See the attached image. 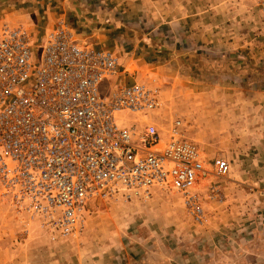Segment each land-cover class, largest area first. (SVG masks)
Returning <instances> with one entry per match:
<instances>
[{"label": "built area", "instance_id": "obj_1", "mask_svg": "<svg viewBox=\"0 0 264 264\" xmlns=\"http://www.w3.org/2000/svg\"><path fill=\"white\" fill-rule=\"evenodd\" d=\"M36 33L0 20V196L13 212L56 240L84 230L93 198L129 204L176 191L201 222L194 187L210 171L179 118L166 129L152 121L158 88L122 81L115 52L79 39L65 19L41 34L37 64ZM212 165L228 172L224 159Z\"/></svg>", "mask_w": 264, "mask_h": 264}, {"label": "rangeland", "instance_id": "obj_2", "mask_svg": "<svg viewBox=\"0 0 264 264\" xmlns=\"http://www.w3.org/2000/svg\"><path fill=\"white\" fill-rule=\"evenodd\" d=\"M152 1L158 4V0ZM230 1L234 4L236 1L239 2V0ZM243 2L246 5L244 8L241 7L242 12L250 8L244 17L249 31L248 36L254 34L262 38L258 40L257 45H253L254 42L248 44L247 48L228 45L225 49L221 46L220 48L215 46L213 49L185 46L184 52L191 51L192 55L178 59L175 55V51L178 50L177 45L180 42L185 43L188 40L187 37L177 40L172 36L174 31H170L168 27L156 28L154 24L158 19L150 21L151 16L143 14L135 20L129 19L130 1L15 0L16 7L27 11L32 10L34 17L38 18L35 24L24 23L34 26L37 32L31 48L32 61L37 64L39 63L37 43L40 40L41 31L43 34L61 19L69 22L81 20L80 23L85 24L89 17L87 15L93 16L91 12L94 10L95 13L100 12L98 18L102 20L101 32L108 31L109 34H113L120 27L131 28L136 32H141L143 29L145 32L149 30V34L138 42L137 47L123 49L121 44H115L114 46L120 48L110 50L115 52L120 66L121 57L125 52L133 53V61L138 65H143L140 63L143 62L142 57L153 61L152 64H146L143 75L131 74L132 81L125 80L126 83H145L158 88L161 105L153 113L152 121L166 129L174 118H179L185 136L197 144L204 165L210 173L200 178L194 187V191L200 196L203 208L201 222H195L190 218L181 195L176 191H156L150 199L137 200L129 204L102 200L95 202L81 233L56 240L50 239L34 222L16 215L10 204L0 196V264H88L93 260H101V257L97 256L98 252L102 253L103 249L117 246L120 242L128 244L131 238L132 242L137 244L158 242L163 248L165 257L171 258V253L168 251L175 250L181 262L188 251L196 248L197 242L206 240L205 231L210 227L213 231L212 240L217 244L215 236L219 234H215L214 228L221 224L229 222L248 226L264 224V186L252 184L253 177L264 178V170L252 167L253 157L248 150L244 149V151L241 146L235 145V137H229L233 142L230 146H226L225 139L220 137L221 130L225 131V128L221 127L223 122L220 119V114L226 107L220 104L222 98L228 97L229 102L230 99L241 97L242 91H255L264 86V59H260L259 70H248L246 67L251 65L257 68L259 59L257 53L264 50V0H256L254 4L246 0ZM231 6L235 12L236 7ZM155 7L153 5L151 9L157 13ZM161 10L164 15L167 12L172 14L171 10ZM48 12L55 14L49 25H47L46 17ZM158 12L161 14L160 10ZM165 18L170 19V17L160 18L157 23ZM76 36L92 45L95 43L96 36L82 37L77 34ZM139 38L140 36L137 37ZM235 48L238 50L236 55L241 58L244 57L243 54L245 56L250 54L254 58L252 57L250 62L246 58L236 60L234 57L223 56L225 54L223 51L231 52ZM242 50L249 53H239ZM144 53L147 55L144 56ZM194 54L196 60L191 59L194 58ZM218 58L223 59L222 68L216 63ZM189 60L194 61V64L177 65L180 62L189 63ZM133 61L131 60L132 64H135ZM231 61H236V65L239 63L243 65L235 67L230 65ZM130 69L135 72L136 66H131ZM122 77L123 73H120V79ZM108 83L104 81L101 84L102 94L109 90ZM238 123L232 121L228 122L229 126H226L234 133V127H237ZM220 156H224V160L227 159L229 165L228 172L224 175H217L213 171L212 162L215 157L223 158ZM231 182H238L240 185ZM91 227L94 230H91ZM240 235L232 234V240L229 239L227 242L232 252L235 244L232 242ZM250 235L251 233L246 231L241 236ZM220 237L221 241L222 239L225 241V235H219V240ZM69 238H76V241L73 242L75 239ZM220 243L217 245L219 246ZM51 244L54 245L50 247ZM189 248L191 249L188 250Z\"/></svg>", "mask_w": 264, "mask_h": 264}, {"label": "crops", "instance_id": "obj_3", "mask_svg": "<svg viewBox=\"0 0 264 264\" xmlns=\"http://www.w3.org/2000/svg\"><path fill=\"white\" fill-rule=\"evenodd\" d=\"M127 1L131 2L128 14L129 19L135 20L143 14L145 16H151V18H149L150 21H152V19H158L157 21H159L160 18L170 17L169 20L165 18L159 23L156 21L154 26L160 29L168 27L170 31H174L172 36L177 40H182L184 37H187L188 40L185 43L180 42L179 45H177L178 50L177 52L175 51V55L178 59L192 55L191 51L184 52L185 46H202V48L210 47L212 49L215 48V46L219 48L221 46L222 49H225L230 45L233 47L244 46L247 48L249 47L248 44H253L254 42L255 44L253 45H257L258 40H262L260 36L258 37L254 34L248 36L249 31L247 30L244 17L250 8L242 12L241 7L244 8L246 5L243 2L244 0H239V2L236 1L235 4L231 3L230 0H203L202 2L197 0H158V4L156 2L153 3L152 0ZM246 1L254 4L256 0ZM16 4L15 0H0V20L9 24L28 22L35 24L38 22V18L34 17L35 15H33L32 10L27 11L26 9L16 7ZM230 4L236 7L237 12L233 11L234 8ZM153 5L156 6L154 9H156L157 13L151 9ZM251 7L253 8V6ZM161 9L167 11L171 10L172 14L167 12L166 15H164ZM158 10H160L161 14ZM101 11L104 13L103 10ZM91 13H93L94 17H90L88 14L87 16L89 17L86 19L87 21L85 24H81V20H75L70 23L78 36H96L94 45L97 47L115 50V48L118 47L114 45L121 44L120 46H123L121 47L123 49L124 47L129 48L131 46L135 48L138 42L149 34V30L145 32L143 29L141 33L127 27H120L116 29L113 34H109L108 31L101 32L100 28L102 27H100V24L102 20L98 18L100 12L95 13L93 10ZM95 14L97 15L95 16ZM54 16V13H47V25H49L50 21H53ZM138 36H140L139 39H137ZM113 37H115L116 40L113 39ZM149 50L151 52L153 51L152 49ZM155 50H157V48H155ZM223 52H225L223 55L224 57H234L236 60L246 58V60L248 59V61L251 62L253 57L250 54L245 56L243 53L247 54L249 52L242 50V52L239 53L243 54L244 57L241 58V56L236 55V52H238L236 48L231 52ZM129 54L130 56H128ZM146 55L147 53L144 56ZM133 56V53L125 52L121 57L122 61L121 66L119 64V71L121 70L120 73H123V77L121 78L123 81H132L133 75L131 74L143 75L142 73H144L145 67H147L146 64H152L153 62L142 57L143 62L140 63H143V65H138V63L133 61ZM257 57L259 58L257 68L249 65L246 66L248 70L260 69L259 62L260 59H264V50L258 52ZM191 59L196 60L195 54L194 58ZM131 60L135 64H132ZM222 60L223 59L219 60L218 58L216 61L217 64L221 65V68ZM189 64H194V61L189 60V63L180 62L177 65L184 66ZM231 64L235 67H241L240 64L243 65V63L236 65V61H231L230 65ZM131 66H136L135 72L133 69H130ZM242 92L243 95L241 97L230 99L229 102L227 99L228 97L222 98L220 104L226 107L223 109L224 112L220 114V119L223 122L221 127L223 129L225 128V131L221 130L220 137L225 139L226 146H230L233 143L229 137H235V145L237 147L241 146L242 150H248L253 157L251 160L252 167L258 170H264V86H261L260 89H256L255 91L245 90ZM232 121L239 122L237 127H234V133H232V129L228 127L230 125H228V122ZM220 157L224 159V156ZM231 183L240 185L238 182ZM252 184L264 186V178L253 177ZM254 199L257 200L256 198ZM258 203L260 204V202ZM214 229L216 232L215 234L225 235V241L222 239L223 242L221 241V237L219 240V235L215 236L217 244L221 241L220 247L212 240L213 231L210 227V229H206L205 231L206 240L197 242L195 245L196 248L193 250L189 248L188 250L190 251H188L181 262L180 259L177 258L176 254L178 253L175 250L171 251L169 249L168 252L171 253V258L165 257L163 248L158 242L147 244L146 242H141L137 244L132 242L131 238L128 244L120 242L117 246L103 249L102 253L98 252L97 256L101 257V260H93L88 264H264V224L248 226L242 223L234 224L229 222L221 224ZM91 230L94 229L92 228ZM246 231H249L251 235L242 237L241 235L246 233ZM237 233L241 235L232 242L233 244L235 243L234 247H232V250H234L232 252L227 242L231 239L232 234ZM122 234L124 235V232ZM136 238L140 237L136 236ZM69 239H75L73 242L76 241V238ZM52 245L54 244L49 246L52 247Z\"/></svg>", "mask_w": 264, "mask_h": 264}, {"label": "water", "instance_id": "obj_4", "mask_svg": "<svg viewBox=\"0 0 264 264\" xmlns=\"http://www.w3.org/2000/svg\"><path fill=\"white\" fill-rule=\"evenodd\" d=\"M92 205H95V198L92 199Z\"/></svg>", "mask_w": 264, "mask_h": 264}]
</instances>
